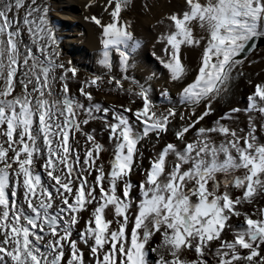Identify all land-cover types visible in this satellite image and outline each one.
<instances>
[{
	"label": "snow or ice",
	"instance_id": "snow-or-ice-1",
	"mask_svg": "<svg viewBox=\"0 0 264 264\" xmlns=\"http://www.w3.org/2000/svg\"><path fill=\"white\" fill-rule=\"evenodd\" d=\"M127 6L128 0H107V22L86 19L100 29L97 62L109 69L107 86L126 90L138 102L134 110L131 103L118 109L94 102L90 89L103 77L80 80L78 95L70 91L78 72L59 60L43 0H0V264H206L213 244L216 264H264V207L237 210L264 192V141L251 117L247 130L224 123L235 108L200 126L239 55L264 39V0H184L167 16L158 37L163 56L153 55L180 83L178 103L161 92L170 104L164 112L149 87L126 75L141 46L122 17ZM185 48L200 53L190 79ZM114 57L122 76L111 71ZM247 110L264 117V83L247 97ZM177 116L175 141L147 167L137 163L138 142L149 134L162 138ZM96 120L111 145L107 168L103 146L85 127ZM213 135L223 140L216 144ZM233 188L241 195L233 198ZM154 236L160 242L149 259ZM184 250L195 258L181 259Z\"/></svg>",
	"mask_w": 264,
	"mask_h": 264
},
{
	"label": "rangeland",
	"instance_id": "rangeland-1",
	"mask_svg": "<svg viewBox=\"0 0 264 264\" xmlns=\"http://www.w3.org/2000/svg\"><path fill=\"white\" fill-rule=\"evenodd\" d=\"M44 3L48 6L47 17L55 30V35L57 38V49L61 54L59 60L67 64L71 62L72 66L77 69L78 79L69 80L68 87L71 92H76L78 95L79 81L87 80L92 76H99L104 78V83L100 87H92L91 94L93 96L94 102L100 103L103 106H114L120 108L121 106H128L132 104L133 110L138 106V102H133L128 92H119L115 90H110L107 86V73L109 69L101 71L99 73L88 72L81 69L79 66L75 65L70 57L64 55L65 48L59 44L61 40L60 36L57 35L55 21L51 18V8L50 0H43ZM89 3V0L80 1L76 4L74 12L78 16L77 26L81 29L83 34H88V40L94 41L95 46L99 45L100 29L95 25L90 19L86 17L96 16L99 19H102L104 22L108 21V11L104 5L107 3V0H92L89 7H85ZM184 0H128V6L123 10L122 17L125 22H127L131 30L138 41H140V48L138 49L140 55L146 57H152L153 63L156 66L155 68L149 67L144 62L140 61V56H134L130 60L128 67L126 69V75L129 79H135L139 81V77H145L148 79L150 87V95L152 96L153 101L159 106L158 111L164 112L170 104L166 101L161 100V92L167 91L169 96L168 100L178 103L177 92L178 88L171 87L168 85L167 72L163 69L162 65L155 58L153 53L156 56H163L162 44L158 42V37L167 31V16L173 12H178L182 10ZM60 39V40H59ZM61 47V48H60ZM199 51L191 50L185 48L182 52L183 63L188 68L187 74H192L195 70L196 65L199 62ZM241 63L237 65V68L232 73V78L227 85L224 86V91L221 93L219 98L213 102V114L209 115L200 126L211 127L212 122L218 117L222 116L225 112H228L230 109H239L238 112L234 113L231 120L224 121L231 128L245 129L248 128L249 117L252 118L253 122L256 124V135L257 137L264 141V133L260 131V125L264 123V117L258 111L247 110V97L254 91V86L259 83H264V46H261L254 50L244 59L240 60ZM137 62V63H136ZM113 67L115 70H111L113 74L124 75L118 69V63L116 58H113ZM133 63V64H132ZM117 71V72H116ZM191 78V77H190ZM189 78V79H190ZM126 84L124 88L127 89ZM163 86V87H162ZM57 87H59V81H57ZM112 98V101L110 99ZM180 111H185L181 108ZM180 124L179 117L176 118V123L170 126L167 133L162 134V138H158L155 135L149 134V137H144L140 142H138L137 147L141 156L136 157L137 163H142L143 166H148V161L155 154L162 149L166 143H173L175 141L174 129ZM88 132H94L95 139L100 143L103 148L100 154V160L104 162L105 168L108 167L107 161L110 159L111 154V145L108 141L107 134L102 131V121H89L88 125L85 126ZM211 139L214 143L219 144L223 137L218 135H213ZM84 144V141L81 140V145ZM235 175H242L241 170H236ZM223 178L222 176L220 177ZM140 179L138 170L131 173V180L133 183H137ZM220 191H223L221 187ZM241 193L239 190L233 188L231 190V196L233 198L240 196ZM256 207H264V192H259L255 195L253 204H248L244 202L242 205L238 206V209L242 213H252ZM88 213L85 212V217ZM231 223L235 225L237 223L236 217L230 218ZM242 221V217L240 218ZM223 237L226 239L231 238V233L225 231ZM160 242L159 236H154L151 239V243L146 247L149 249V259H152L153 254L151 253V248L156 246ZM215 247L212 245L211 249L206 250L204 259L206 264H216L215 257ZM264 252V249L261 250ZM194 253L184 250L181 259L190 261L194 259Z\"/></svg>",
	"mask_w": 264,
	"mask_h": 264
},
{
	"label": "bare ground",
	"instance_id": "bare-ground-1",
	"mask_svg": "<svg viewBox=\"0 0 264 264\" xmlns=\"http://www.w3.org/2000/svg\"><path fill=\"white\" fill-rule=\"evenodd\" d=\"M80 1L85 0H50L51 18L55 21L57 35L61 37V40L59 39V44L65 48L64 55L70 57L73 63L81 69L97 74L106 69L97 62L100 46L96 47L94 41L89 42L88 34H83L76 24L79 19L74 9L76 4ZM135 55L140 56V61L147 64L149 67H156L152 57L142 56L138 50ZM111 70H115V68L113 67ZM138 74L140 73H137V75L133 74L135 77H138V82L150 88L151 85L148 79L139 77ZM187 76L190 78L191 74H187ZM168 83V85H171L174 89V87L178 88L180 82L174 83L168 81ZM124 84L127 85V82ZM110 101H112V98Z\"/></svg>",
	"mask_w": 264,
	"mask_h": 264
},
{
	"label": "water",
	"instance_id": "water-1",
	"mask_svg": "<svg viewBox=\"0 0 264 264\" xmlns=\"http://www.w3.org/2000/svg\"><path fill=\"white\" fill-rule=\"evenodd\" d=\"M264 46V39H257L256 41L253 42L252 45L248 46V49H246L243 53H241L238 57L239 60L244 59L247 57L249 54H251L254 50L257 48Z\"/></svg>",
	"mask_w": 264,
	"mask_h": 264
}]
</instances>
